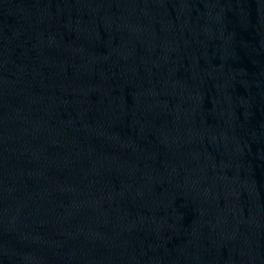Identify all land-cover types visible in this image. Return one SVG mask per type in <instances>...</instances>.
<instances>
[{
    "label": "water",
    "instance_id": "obj_1",
    "mask_svg": "<svg viewBox=\"0 0 264 264\" xmlns=\"http://www.w3.org/2000/svg\"><path fill=\"white\" fill-rule=\"evenodd\" d=\"M0 264H264V0H0Z\"/></svg>",
    "mask_w": 264,
    "mask_h": 264
}]
</instances>
